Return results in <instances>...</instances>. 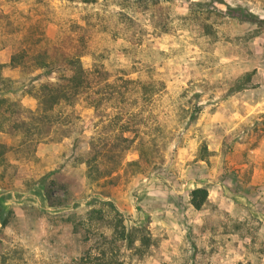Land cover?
<instances>
[{"label": "rangeland", "instance_id": "374dc122", "mask_svg": "<svg viewBox=\"0 0 264 264\" xmlns=\"http://www.w3.org/2000/svg\"><path fill=\"white\" fill-rule=\"evenodd\" d=\"M49 44L83 50L92 104L19 86L10 56ZM0 97L45 112L42 137L0 131V264H82L120 218L126 264H264V0H0Z\"/></svg>", "mask_w": 264, "mask_h": 264}, {"label": "trees", "instance_id": "16d2710c", "mask_svg": "<svg viewBox=\"0 0 264 264\" xmlns=\"http://www.w3.org/2000/svg\"><path fill=\"white\" fill-rule=\"evenodd\" d=\"M140 1V0H133ZM154 3L157 0H152ZM221 2V0H216ZM83 55V50H70L59 44L46 45L41 50H35L28 53L20 50L12 54L9 58V66H20V77L17 80L21 87H28L34 91L38 97L42 109L45 111L52 109L54 105L60 102L71 103L74 99L77 102L83 100L88 104L94 102V90L97 84L94 75V69H86L80 60ZM145 92L141 90L143 95ZM153 93V92H152ZM6 101L0 97V103ZM8 110V105L4 111ZM35 113L33 116L26 119L10 120L6 117L4 111L0 113V131L10 133L11 136L19 135V130H27L36 132L37 137L44 136L43 130H39L45 119V112ZM20 137V136H19ZM39 139L35 140L38 141ZM5 146L0 143V161L3 158ZM85 177L91 180H96L100 177L107 176L112 172V167L106 165L101 166L94 154L87 157L85 160ZM44 178V177H43ZM45 179V178H44ZM42 180L39 181V184ZM189 203L195 209H199L205 202L208 196V189L204 185L191 188L188 193ZM109 205H112L109 203ZM10 210L5 211L0 206V225L5 226L8 221ZM94 209L89 211V219L91 218ZM112 231L105 236L103 233L104 244L98 247L95 253L89 250L80 257L82 264H126L124 260H119L113 254V247L110 245L121 240L124 241L127 248H132L134 244V235L130 229H127L122 223V218L114 223ZM117 246V245H116ZM118 250V248L116 249Z\"/></svg>", "mask_w": 264, "mask_h": 264}]
</instances>
